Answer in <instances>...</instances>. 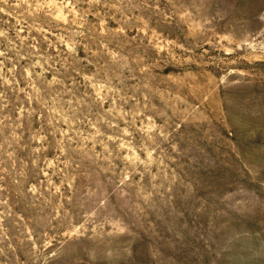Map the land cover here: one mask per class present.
<instances>
[{"label":"rangeland","instance_id":"374dc122","mask_svg":"<svg viewBox=\"0 0 264 264\" xmlns=\"http://www.w3.org/2000/svg\"><path fill=\"white\" fill-rule=\"evenodd\" d=\"M0 264H264V0H0Z\"/></svg>","mask_w":264,"mask_h":264}]
</instances>
